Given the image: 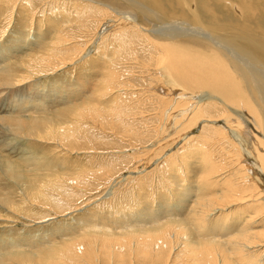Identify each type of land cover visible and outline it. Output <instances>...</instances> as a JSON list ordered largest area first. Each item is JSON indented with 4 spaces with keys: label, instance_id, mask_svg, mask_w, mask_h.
I'll return each instance as SVG.
<instances>
[{
    "label": "rangeland",
    "instance_id": "obj_1",
    "mask_svg": "<svg viewBox=\"0 0 264 264\" xmlns=\"http://www.w3.org/2000/svg\"><path fill=\"white\" fill-rule=\"evenodd\" d=\"M6 1L0 0V120L4 118V121H0V128L2 129L0 132L12 134L16 131L15 136L7 138L8 148H14L13 150L16 151H8L11 157L9 159L12 161L15 159L17 162H14L17 165L12 164L6 158L0 161V264H42L43 257L63 248L60 245H63L64 240L69 237L82 235V233H85L83 235H91L89 230L91 226L99 228V230H93L95 232L93 235H97V237L105 236V234L112 237H124L134 233L159 232L166 225L181 227L179 229L185 238L180 236L179 239L174 234H170V240L165 242L169 250L173 245L175 247L173 249L175 252L172 253L175 258L172 262L168 261L167 263L165 259L160 261V259L151 258V260L150 257L147 259L141 257L138 254L141 238L139 240L128 238L130 239V241L128 240L129 244L123 246L129 247L130 250L129 248L122 250L115 248V251L111 249L109 254L104 253L105 251L101 250L100 244L96 243L94 251L97 256L95 255L93 259L92 255L83 264H115L117 259H115L114 252L116 251L123 253L122 257L125 260H122V263L125 261L124 264H181L182 256H184L180 248L181 242L185 244L186 249H189L186 256L189 261L185 264H189L192 259L207 264L210 260H214L213 258L220 259L216 253L217 245L218 248L224 250L233 248L235 245L234 248L237 247V241H233L232 238L239 224L247 217H255L256 224L263 223L264 214L260 210L261 205L256 202L257 198L256 200L254 197L245 198L246 201L244 200L242 203H238V201L236 203L225 198L220 200L216 198V194L225 186L221 181L223 176L215 177L214 182H217L218 186L216 185V188L211 189L208 186L214 179H207L209 182L200 179L202 173L201 160L199 155H195L193 151L196 149L194 146L200 137L201 124L193 127V131L187 132L188 130L183 128V121L179 118L178 113L171 110L174 107L173 102H169L165 110L160 109V120L164 123L158 122L159 115L154 116L156 102L150 94L153 86L158 87L156 86L157 82L155 83L154 78H151L152 71H150V78L149 75L141 74L142 70L137 69L135 64L137 61L131 59L122 61L124 66L128 67V69L123 70L126 73L122 78L125 79L127 86L125 93L131 97L125 95L122 98V108H119L120 114L117 113L118 115L113 114L112 116L114 125L109 122L107 124V121L103 119L102 128H98L89 118L83 120L74 113L80 107L93 105L99 87L102 85L101 80L106 76L103 75L102 70L107 67L109 61L107 57L121 60V56L127 53L125 51L121 54H114V46L110 44L111 41L117 39L115 26L120 17L127 18L129 22L138 25L139 29L143 27L142 32L149 36L152 35L155 39H160V36L165 38L166 35H177L180 37L178 39H183L185 43L194 48H200L194 42L201 32L199 33L198 30L188 28V25L185 26L180 23L160 25L159 22L148 21L139 12L128 6L125 0H89L92 1V5L97 7L104 5L109 9V12L114 13L107 20L110 22L112 20L115 23L111 22L112 24L108 27L96 30L95 25L85 22L87 18L80 25L74 23L75 17L79 18V14L66 13L67 6L73 5H67V2L71 0H14V3L11 0L12 3L8 6L5 5ZM227 1L230 2L229 4L237 2L236 0H224L228 4ZM61 2H65L66 5H59L58 3ZM56 3L57 7L54 6ZM213 4L218 6L217 3ZM234 5L239 9V4ZM232 13L235 15L234 17L238 14L235 9ZM223 17L227 22L226 12H223ZM82 24L91 25V28L89 33H86L90 35V38L82 42L86 45L85 51L80 53L79 49H75L74 46L81 44V35L85 34L83 28H79ZM261 25L264 28V21H261ZM106 28L108 31H105ZM130 28L132 27H127V29ZM57 33L64 35L65 42L53 50ZM101 37H103V43L99 42ZM75 39L78 40L76 45L72 43ZM114 42L116 43L115 40ZM132 49H136V47ZM49 50H53L50 54L57 58H54V60L56 59L54 62L50 60L49 55H43ZM37 54L39 56H37L34 64L29 63L32 66L29 69L32 71L25 70L24 67L21 68L25 58ZM76 54L78 56L74 58L71 64L68 62L69 65L65 64L69 58H73L71 56ZM136 58H142L141 50ZM47 61L48 63L53 62V64L51 63L52 67L45 68L43 71L46 72H40L38 63L45 64ZM27 76L29 77L27 78ZM98 76L101 77L98 78ZM19 81L25 83L18 87L8 86L13 83L18 84ZM6 88H9V91ZM135 89L141 90H137V92ZM174 91L177 97L174 95L172 98L173 93L169 92L168 96L170 97L168 98L175 100L178 98L180 90L173 88ZM201 95L206 94L200 93L197 97L195 96L196 101L202 99ZM168 98L166 100H169ZM107 99L112 100L113 97H106L95 102L96 105L98 104L100 108L104 109L100 115L105 119L110 118V115L108 116L105 112H111L113 109H107L109 106ZM140 100L145 103L143 102L140 108L138 106V109H135L136 101ZM116 103H118L117 99H115ZM133 111L136 114L141 112L143 114H137L133 117L131 114ZM102 114L104 115L102 116ZM6 118H14L15 121L19 122L24 120L25 125L23 124V127L19 128L17 125L20 123L10 124L5 121ZM242 119L248 122L246 117L242 116ZM43 121L45 125L41 124ZM50 124L59 128L62 134L67 132L64 136L66 139L77 137L78 142L74 143L75 141H66L64 138L50 136L46 132L48 131L46 127ZM69 124L75 126H69ZM176 125H180V127H176ZM166 127L169 128L168 131L167 129L165 131ZM247 127L252 129L251 125L250 127L247 125ZM124 129L131 131V133H126ZM157 131L159 134L162 132L165 134L158 135ZM183 131L187 133H184L185 136L182 134ZM37 132L42 133L38 134ZM179 134L182 138L178 136ZM56 140H59L58 143ZM233 141L235 142V140ZM208 144H210L207 145L208 151L214 147L211 152L213 151L212 153L215 155L216 159L214 160L221 161L220 164L228 159L229 152H233L227 146H224L222 151L217 143ZM235 145L238 147V144ZM239 150L241 151V149ZM17 152L18 157L14 156ZM241 153L243 152L241 151ZM12 155L14 156L13 159ZM244 156L242 154L241 158L243 159ZM246 158L249 159V157ZM235 171L237 172V170H232L230 173ZM73 178L80 180L79 184H76L77 188L76 185L75 188L72 186L74 183L71 184ZM206 189L209 191L207 192ZM207 193L213 200L216 199L213 201L214 203L220 202L213 205L214 209L216 207L222 209L228 200V204L222 212L211 210L212 205L208 207L210 210L206 207V210L201 212L202 214L197 207L193 211L192 205L197 198L210 199L206 195ZM197 216L203 219L202 222L197 219ZM224 236H232L229 238L231 239L230 244L227 243L228 245H226L228 239ZM72 238L70 240H73ZM70 240L68 239L69 243ZM263 240L262 237L256 239L258 242ZM162 245V242L158 244L160 248ZM209 245L214 247L216 245V247L212 251L207 247ZM50 249L52 250L50 251ZM199 250L198 254L197 251ZM243 250V254H245L246 251L252 253L257 249L252 248L253 251ZM78 253H83V250L78 248ZM229 253L231 255V252ZM178 254L182 256H178ZM231 258L233 261L238 259L236 256H231ZM76 264L82 263L77 262Z\"/></svg>",
    "mask_w": 264,
    "mask_h": 264
},
{
    "label": "bare ground",
    "instance_id": "obj_2",
    "mask_svg": "<svg viewBox=\"0 0 264 264\" xmlns=\"http://www.w3.org/2000/svg\"><path fill=\"white\" fill-rule=\"evenodd\" d=\"M125 1L127 2L128 6H130L133 10L139 12L148 21H152L155 23L159 22L160 25L166 23L168 24L180 23L185 26L188 25V28L191 27L192 29L198 30L199 33L200 32L201 33L200 35H198L197 40L194 42V44L199 45L201 49L189 46L187 43H185V41H183V39H178L180 37H177V35H172V36L166 35L165 38L163 36H160V39L157 38L155 39L154 37H152V35L149 36L146 33H143L142 32L143 27L139 29L138 25L136 26L132 22H129L127 18L120 17L118 19L119 20L118 24L115 26L116 27L115 35L117 36V39L113 38L117 44L114 42L113 39H112L113 41H111L110 44H113L114 46V51H115L114 54H121L122 52L125 51L127 53L121 56V60L117 58L110 59L107 57V59L109 60L108 64L110 66L107 64V67H104V69L102 70V72L104 73L103 75L106 76L104 79L101 80L102 85L99 87L100 89L96 95V99L94 100L93 105L89 104L91 106L85 107L84 105L81 104V106H84V108L80 107V109L79 108L76 109L78 111L77 112L75 111L74 113L83 120L85 118L86 119L89 118V120H91L94 124H96L98 128L99 127L102 128L101 126H103L102 123L103 119L107 121V124L109 122L111 123V125H114L112 116L113 114L114 115H118L117 113L120 114L121 111L119 108H122L121 107V103L123 102L122 98L125 97V95H128L127 93H125V89L127 87L125 85V81H124L125 79H122L126 73L123 70L128 69V67H125L122 61H127L129 59H131L132 61H137L135 64L137 65V69L142 70L141 74L149 75L148 77L150 78L151 77L150 71H152L153 74L151 78H154L155 83L157 82L156 86L158 87L156 88L155 86H153L151 88L152 93L150 94L151 97L155 99L154 102H156L155 104L156 112L154 110L153 111L155 112L154 116H156L157 114L159 115L157 119L158 122L161 121L160 109L165 110V108L169 105V102H173L174 107L170 109L178 113V115L180 116L179 118H181L183 121L182 123L184 126L183 128L186 131L188 130L187 132L189 131L191 132L192 129L194 130L196 126H199L201 124L200 137L196 141V145L194 146L196 149H194L193 151L195 155H199V158L201 160V167H202L201 169L203 174L201 173L200 179L204 181L205 180L208 181L207 179L210 180L214 179L213 182L211 181L212 183L210 182L208 186V188L211 189L214 187L216 188L217 182H214L215 177L223 176V179L221 181H223V184L225 186L221 188L220 191L218 190V193L216 194L217 199L223 200V198H225V199H231L232 201L235 202L238 201V203L239 202L242 203L245 200V198L251 199L252 197H254L255 200L257 198L256 202H258L261 205L260 210L264 214V28H262L261 25V21H264V19L262 20V15L264 17V0H236L237 2H234V4L236 5L239 4L238 5L239 9H237V7L233 3L229 4L230 3L229 1H227L228 4L225 3L224 0H172L169 2L165 0H125ZM91 2L92 1L89 0L68 1L67 5L73 4L72 6L74 7L72 8V6H67L66 13L68 14L71 12V14H75V13L79 14V18L75 17L74 19V23H76L77 25H80V23H84L83 21H85V19L87 18L85 22H87V24L90 23L91 25H95V30L98 28L108 27L110 24H112L111 22H114L112 20L111 22L110 20H107L110 19V17L112 16L111 14H114L113 12H109V9L106 8V6L104 5H98L97 7L92 5ZM10 3H12L11 0H7L5 5L8 6L10 5ZM93 3L96 4L95 2ZM213 3H217L218 6H215V4ZM58 4L66 5L65 2H61ZM54 6L57 7V3ZM71 8L73 9V13ZM233 8L238 13L236 14V17H234L235 15L232 13V11H234ZM223 12H226L227 22L223 17ZM91 25L85 26L82 24L81 26H79V28H83L85 34L81 35V44L74 46V48L79 49L80 53H83L85 51L86 45L85 43L83 44L82 42H85L90 38V35L86 33L87 32L89 33L90 31L89 29L91 28ZM127 27H132L133 29L132 28L127 29ZM105 31H108V28H106ZM193 35L195 34L193 33ZM203 40H206L208 42H205ZM77 41L78 40L75 39L72 41V43L76 45L78 44ZM54 42L55 43L53 50L55 49L56 46L63 45V42H65L64 35H60L59 33H57V38ZM99 42L101 43L104 42L103 37L99 39ZM135 47L136 49H132ZM138 47H140L139 49L142 51L143 59L139 58L142 60L136 58L138 52L140 51ZM52 51L49 50L43 55H49V57H51L50 60H53L54 62L57 58L55 55L50 54L52 53ZM37 56L39 55L37 54L25 58V60L22 61L24 62L23 63L24 65H21V68L24 67L23 69L32 71L31 69H29L30 67H32L31 65H29V63L34 64V61L36 60ZM77 56L78 54L71 56L73 58H69L68 61L65 60L66 61L65 64H67V62L71 64V62ZM54 58L56 59L54 60ZM48 61L45 64L38 63L40 72H46L43 70L51 66V63L53 64V62L48 63ZM58 61L60 60L58 59ZM28 77L29 76H27V78ZM99 77L101 76H98V78ZM23 83L25 82L22 81L18 84L13 83L8 86L18 87L21 86ZM120 83L123 84V86H121ZM160 85H161V89H160ZM173 88H177L180 90L178 94V98L176 100L168 98L170 97L168 96L170 94L169 92L173 93L172 98L174 95L176 96V94H174L175 91L173 92ZM6 89H8L9 91V88ZM137 90L139 91L141 89H137ZM140 93L138 94L140 95ZM200 93H205L206 95H204L205 96L204 97L202 96L203 95L202 94L200 96L202 97V99L196 101L195 96L197 97V95H199ZM111 96L113 97L112 100L107 99L109 103L107 109H111V108L113 109L111 110V112L108 111L105 112V114L107 113L108 116L110 115L109 119L107 118L105 119V117L102 118L100 115L102 113V110L104 109L100 108L98 104L96 105L95 102ZM128 96L131 97V95ZM167 98L169 100H166ZM115 99H117L118 102L116 104H115ZM143 102H144L143 100L136 101L135 109H138V106L140 108V105L143 104ZM133 112L131 113L133 114V117L136 116L137 114L138 115L143 114V112L137 114L135 113V111ZM103 115L104 114H102V116ZM242 116L246 117L248 122L243 120ZM2 119L0 121H4V118ZM5 121H7L10 124L20 123L17 125V127L19 128H22L24 124L23 122L24 120L19 122V121H15L14 118H6ZM161 123L164 122L161 121ZM41 124L45 125V122L43 121L41 122ZM78 124L80 125L79 122ZM73 125L74 124L72 125L69 124V126H73ZM180 125H176V127L177 126L180 127ZM247 125H249V127L251 125L252 129L248 128ZM124 128L126 129V127ZM125 129L124 131L126 133L127 132L131 133V131ZM166 129L167 127L165 128V131ZM46 130H48L49 132ZM46 130L45 131L52 137L64 138L66 141H75L74 143L78 142L76 140L77 137L66 139V137L64 136L66 135L67 132L62 134L60 129L55 128L53 124L48 125L46 127ZM168 130L169 128L167 129V131ZM158 131H157L158 135L162 133L165 134V132H162L164 131L163 128L161 131L162 133L159 134ZM15 132H13L12 134H2L0 132V161L3 158L10 160L9 158L11 157L9 156L8 151L16 152L13 150L14 148L11 147L8 148L9 143L7 138L10 136H15L16 134ZM122 132L123 131L121 130V133ZM41 133L42 132H39L38 134ZM184 133L186 132L183 131L182 134ZM43 135L46 136L45 133H43ZM178 136H180V134ZM183 136H185V134ZM41 137L40 139L45 138V137L43 138ZM180 137L182 138V136ZM193 137L195 139V136ZM159 138L161 137L159 136ZM232 139L235 140V142ZM161 140L158 141L160 142ZM208 143H212V144L217 143L221 150L224 148V146H227L229 149H232L233 152L231 153L229 152L228 159L223 161L222 164H220L221 161L217 162L216 160H214L216 159L215 155L212 153L213 151L211 152V150L214 147L210 151H208L209 148H207V145H210ZM235 144H238V147L241 146L239 149H241L243 153H241V151L238 149V147ZM218 153L220 154L221 152ZM242 154L245 155L243 159L241 158ZM139 155L141 156V154ZM14 156L18 157L19 156L18 152L15 153ZM14 156L12 157V159L14 158ZM220 157L222 158L223 156L221 155ZM246 157H249V159H247ZM13 160L16 161L15 159ZM14 161L10 160L9 162L17 165ZM221 165L222 167H220ZM232 170H237V172L235 171L230 173V171ZM78 179L73 178L71 180V184L74 183L72 185L73 187L76 184H79L80 180ZM260 185H262L263 188H261L262 186L260 187ZM208 191L209 190H207V192ZM206 195H208V193ZM209 197L210 199L207 198V200L202 198H200L201 199L200 200L197 198L196 202L192 205L193 211H195L194 208L197 207V209L199 208V212L201 213L204 212V209L206 207L208 208L211 205L213 206L216 203V202L214 203L213 201H215L216 199L213 200L211 196ZM227 204H228V200L227 203L224 205V207ZM224 207L222 209L220 208L217 209V207L216 209H214L215 207L213 206L211 210H215V212H219V211L222 212ZM208 210L210 209L208 208ZM199 212L196 211V213ZM197 219L201 220V222L203 220L200 217L198 218V216ZM263 223L256 224L255 217L253 216L247 217L246 220H243L239 224L238 229H236V233L234 234L235 237L233 236L232 238V236H224L227 237L228 239L226 245L230 244L231 239L229 238H232L233 241H237L238 243L237 247L234 248L236 246L235 245L233 248L227 247L228 250L227 249L224 250L222 248H218L217 245L216 248L217 252L216 251L215 252L218 253L217 256L220 257V259L218 258V260H216V258H213L214 260H210V262H207V264H264V240L260 242L256 241L258 237L259 238L262 237L264 239ZM179 228L172 225L171 226L166 225V227H164L160 231L158 230L159 232L148 231L145 234H138V233H134L130 235L125 234L126 236L124 237H112V236H106L105 234V236L101 235L102 237H97V235H93L95 233L93 232V230L96 231V229L99 230V228L96 226H91L89 229L91 231L90 232L91 235L86 234L87 235L86 236L83 235L85 233H82V235L79 234L69 237L68 238L69 240L72 237L73 240H70V243L68 239L64 240L63 245L62 244L60 245L63 246V248L55 250L53 254L48 255L47 257H43L42 264L44 263L45 264H76L77 262L83 264L86 263V261H88V258H90L92 255H93V259L95 255L97 256V254L94 251V247H96L95 246L96 243L100 244L101 250L105 251L104 253L109 254L111 249H113L114 251L115 248H118V250L128 249L129 247H125L123 245L127 246V243L129 244L130 239H134V238L138 240L141 238L139 243L140 246L138 249V254L141 257L143 256L146 259L149 257L150 259L155 258L154 260L160 259V261H162V259H165L167 263L168 261L172 262L173 259L175 258L174 254H172L173 252H175L173 251L175 247L173 245V247H170L169 250L165 242H168L170 240L171 237L170 234H174L177 238L179 237V239L180 236L184 238L183 232ZM198 232L199 231H197V233ZM204 236L205 238H207L206 235ZM66 241L69 244L65 243ZM160 242L163 243L161 248L158 246ZM131 243H134V241L133 242L131 241ZM180 246L179 247L181 248V252L183 253L184 256L180 254H178V256L183 257L182 263L185 264L186 262L189 261V258L186 257L189 253V249H186L185 244H182V242ZM207 247H209L213 251L216 245L215 247L213 245L212 246L209 245ZM78 248H81L83 250V253H78ZM252 248L257 250L253 251L251 250ZM52 249L54 250V248ZM52 249H50V251ZM243 249L245 250L249 249L253 252L249 253L246 251L245 254H243L244 253ZM164 251L167 253H165ZM197 252L199 254L200 250ZM229 252H231V255ZM114 256L115 259H117V261H115V264L125 263V261L122 263V260H125L122 257L123 253H119L116 251L114 252ZM231 256L233 257L236 256V258L238 259L235 258L236 260L233 261ZM200 262L199 261L197 262L192 259L191 262H189V264H205Z\"/></svg>",
    "mask_w": 264,
    "mask_h": 264
}]
</instances>
